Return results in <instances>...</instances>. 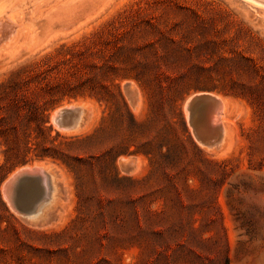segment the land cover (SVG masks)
Here are the masks:
<instances>
[{
  "label": "rangeland",
  "instance_id": "374dc122",
  "mask_svg": "<svg viewBox=\"0 0 264 264\" xmlns=\"http://www.w3.org/2000/svg\"><path fill=\"white\" fill-rule=\"evenodd\" d=\"M0 6L4 13L13 14L15 24H18L0 33V83H12L11 87H14L0 101V118L4 116L5 108L19 110L15 111L6 126L9 129L17 127L19 138L22 137V66L51 57L50 64H60V68L50 71L48 77L63 82L73 79L70 72H76L80 58L74 57L72 61L63 63L64 57L71 56L63 45L82 42L97 32L98 39L108 41L105 46L111 54L115 51V44L122 45L123 38L133 40L140 48L138 60L147 62L146 66L138 64V72H150L154 79L151 99L136 79H126L121 83L125 99L143 128L136 129L135 143L130 148L132 153L121 155L117 159V168L121 176L149 177L147 181L123 191H105L102 202L95 200L91 209L85 207L81 212L73 174L65 164L51 156L37 157L41 151L38 142L43 141V137L36 138L37 132L31 128L28 130L31 133V149L25 157L28 162L14 167L6 163L5 150L8 146L0 137V165L6 163L3 172L12 167L0 183L4 203L3 206L0 202V218L12 215L31 229H69L77 234L92 233L105 246L109 245V249L102 247L98 250L97 255L113 261L119 259L125 264H145L150 256V262L153 260L156 263L180 245H188V236L194 240L190 247L200 244L194 234L180 229L176 218L167 220L166 215L160 214L151 221L141 222V232L151 241L150 254L143 256L141 248L130 236L138 233L136 210L142 220L145 210L154 212L163 208L169 211L172 202L182 201L185 205L183 213L194 214L199 219L196 225L204 236L213 239L207 247L203 246L204 249L198 251L209 258L226 252L229 264H264L262 6L248 0H0ZM18 71L19 76H12ZM182 82L190 88H199L176 102L198 150L185 142L180 125L173 122L178 118L170 115L168 87H176ZM33 85L24 92L30 99ZM198 95H217L226 103L225 118L222 120L226 128L225 137L221 142L220 131L212 126L207 130L201 125L204 108L190 107V102ZM79 103L86 105L90 118L87 127L82 129L84 131L70 134L57 124L54 112ZM209 109L211 111L210 106ZM113 111L111 103H100L90 96L66 99L49 109L47 125L52 127V136L60 134L59 141L63 137L91 132L105 117L104 141L100 148L89 149L97 153L108 150L115 142H125L129 136L126 125L111 117ZM210 111H206L208 117L212 115ZM4 126L0 122V130ZM165 128L163 139L160 131ZM159 139L167 144L163 152L168 148L170 151L166 157L158 156L155 166L151 165L144 152H133L144 147L155 149V142ZM46 146L51 145L46 142ZM21 152L23 150L17 152L15 148L9 150V155L16 160ZM122 157L133 158L135 164L124 169L119 165ZM41 162L51 164L60 173L65 197L55 219L46 226L37 227L24 220L13 208L16 204L26 206L34 203L39 195L35 184L30 181L21 184L15 191V203L11 200L12 205L5 198L4 182L18 168ZM186 176L189 185L195 183L201 186L199 192L186 193ZM142 198L144 203L140 202ZM169 198L171 201H168ZM165 201L168 202L167 207ZM106 208L111 213L103 216L100 211ZM77 217H84L85 220L74 222ZM6 226V222L1 225ZM201 231L195 233L196 237L201 236ZM8 232L13 233L11 227ZM26 235L22 228V239L29 238ZM64 243L70 246L73 242ZM112 244L119 251L118 258L110 248ZM51 264L62 263L53 261Z\"/></svg>",
  "mask_w": 264,
  "mask_h": 264
},
{
  "label": "trees",
  "instance_id": "16d2710c",
  "mask_svg": "<svg viewBox=\"0 0 264 264\" xmlns=\"http://www.w3.org/2000/svg\"><path fill=\"white\" fill-rule=\"evenodd\" d=\"M96 34L97 32L82 42L74 43L70 46L63 45L67 54L71 55L64 57L63 63L72 61L74 57L80 58V66L76 65V72H70L73 79H66L65 82L50 79L51 76L48 77L49 72L60 68V64H54L55 66L50 64L51 57H43L33 63L22 66L21 138H19L17 127L12 126L10 129L6 127L10 124V118L16 113L15 111H19L18 109L13 111L11 108H5L3 111L4 116L0 118V122L5 125L0 130V137L8 146L5 150L6 163H11L12 167H14L28 162L25 159L31 149L29 146L31 133L28 130L30 131L33 128L37 132L36 138L43 137V141L38 142L41 151L38 152L37 157L51 156L65 164L73 174L78 197V209L81 212L85 207L88 210L91 209L95 200L102 202V194L105 191H123L128 189L127 187L132 188L137 184H141L149 178L138 179L121 176L117 168V159L123 154L132 153L130 148L135 143L134 133H136V129L140 128L142 130L143 128L125 99L121 83L126 79H136L148 91L151 99L153 97L154 79H152L150 72H138V64L146 66L147 62L142 63L138 60L137 53L140 52V48L134 44L133 40L127 41L123 38L121 40L122 45L115 44V51L109 54L107 51L109 49L105 46L108 41L98 39ZM77 72L79 73L77 74ZM19 74L20 71L12 73V76L17 77ZM11 84L0 83V101L7 97L9 89H14ZM31 85L35 87L32 89V98L30 99L24 92H27L29 90L27 87H31ZM159 86L161 85L159 84ZM197 89L199 88H190L183 82L176 87L174 85L172 87L169 86L168 91L170 94L167 97V101L172 112L170 115L178 118V120L173 122L180 125L183 139L198 150L189 134L184 115L181 109H177L176 106L178 100H183L186 95ZM87 96L97 99L100 103L105 102L113 105L114 111L111 117L117 122L126 125V130L129 134L125 142H115L108 150H100L97 153L90 152L91 149L100 148L104 141L105 128L103 122L105 117L91 132L63 137L59 141H57L60 137L59 133L55 137L51 135L52 127L47 125L49 122V109L54 108L66 99L71 100ZM166 130L167 128L160 131L163 139V134ZM170 132H172V129ZM163 139L155 142L157 144L155 149H146L144 147L138 148L133 152H144L149 158L151 165L155 166L158 156L166 157L170 151V148H168L166 152H163V148L167 146V144H164ZM46 142H49L51 146L47 147ZM15 148L17 152L23 150V153L21 152L18 158L13 160V156L9 155V150L13 151ZM84 154L89 156H84ZM20 157L22 159H19ZM6 163L0 165V183L8 171L12 169L11 167L8 171L3 172ZM188 180L189 178L186 176L184 187L186 193L199 192L201 186H197L195 183L189 185ZM143 198L140 201L141 203H144ZM168 201H171V199L169 198ZM0 202L4 206L1 195ZM167 206L168 202L165 201V207ZM183 208H185V205L182 201L172 202L169 211L163 208L154 212L145 210L142 220L136 210L138 233H133L130 236L141 248L143 256L150 254L149 246L151 241L146 234L141 232L143 231L141 222L151 221L154 219L153 217L160 214L166 215L167 220L176 218L179 221L180 229L190 231L200 244V246H194L195 248L190 247L189 244L194 240L188 236L186 238V244L188 245H180L178 248L173 249L172 253L164 255L162 261L158 260L156 263L153 260L151 263L149 256L145 264H229V257L226 252L218 254L216 258H209L203 252L198 251V249H204L202 248L203 246L207 247L213 239L210 236H204L205 234L201 231V228L196 225L199 219L194 214H184ZM100 213L105 216V214H110L111 212L106 208L105 211H100ZM146 213L148 214L146 215ZM78 220L83 221L85 219L84 217H77L74 222ZM3 222L7 223L6 227H1ZM10 227L13 230L11 234L8 232ZM22 228L29 238L22 239ZM200 231L201 236L196 237L195 233ZM157 233L161 234V232ZM65 241L73 243L70 246H65ZM76 243H83L84 245L81 246V244ZM108 246H105L103 241L92 233L82 232L77 234L72 233L69 229L63 231L31 229L23 226L12 215H4L0 218V264H51L53 261H58L62 264H125L119 259L113 261L96 254L102 247L109 249ZM79 247L81 248L79 249ZM110 248H112L116 258H118L119 251L116 246L112 244Z\"/></svg>",
  "mask_w": 264,
  "mask_h": 264
},
{
  "label": "bare ground",
  "instance_id": "6f19581e",
  "mask_svg": "<svg viewBox=\"0 0 264 264\" xmlns=\"http://www.w3.org/2000/svg\"><path fill=\"white\" fill-rule=\"evenodd\" d=\"M248 1H250L256 5L262 6L264 8V0H248ZM5 13H4L3 9H1V6H0V33H2L1 31L2 30L4 31L5 29L11 30L12 27H14V25H16L15 24L16 20H15L13 14H11L10 12H7L6 14ZM14 30H15V28L12 30V32ZM8 34H9V32H8ZM210 97L212 98L213 102L212 103L210 102V105H208V106H204L205 111L203 113H205V116H203L201 118L200 123H202L201 125L207 130L210 126H212V127L216 128L218 131H220L221 135L219 137V141L221 142L223 140L224 131H225L224 130L225 127L222 124V120H223V118H225L224 112L226 110V103L221 97H219L217 95H212ZM79 104H82V103H79ZM209 106L211 107V111H212L211 117H208V114L206 112V111H210ZM134 108H136V107H134ZM58 112H59V110H57L56 113L54 112V114L57 115ZM85 127H87V124L79 130H70L67 127L61 126L62 129L70 131V134L78 133V131L84 129ZM82 131H84V130H82ZM208 151H209V149H208ZM121 162H124V163L128 162L129 166L135 164V160L133 158H129V157L128 158H126V157L120 158L119 159V165L120 166H121ZM20 170L25 171L27 174H29V176L36 177V179L34 181H30V182H33L35 184V186L37 188V192H38L37 195L39 194L34 201L39 206L38 212L36 215L37 217H36L34 222H29V223L34 225V226H37V227L38 226L43 227V226L50 224L55 219V217L60 213V211H61L60 205H61V202L63 201V199L65 197V192H64V189L61 185V181L59 179L60 173H58L57 169L52 167L51 164L46 165V163L41 162V163H38L35 165H28V166H24L22 168H18L16 171L11 173L9 177L15 178V176H14L15 173L17 171H20ZM41 179H42L43 183H41ZM65 181H66V179H65ZM4 187L6 189L7 183H4ZM5 198L8 200V202H10L13 205V203L11 201L12 200L11 195L8 193L7 190L5 191ZM13 208H15V207L13 206Z\"/></svg>",
  "mask_w": 264,
  "mask_h": 264
},
{
  "label": "water",
  "instance_id": "95a60500",
  "mask_svg": "<svg viewBox=\"0 0 264 264\" xmlns=\"http://www.w3.org/2000/svg\"><path fill=\"white\" fill-rule=\"evenodd\" d=\"M210 102L212 103L213 101L209 95H198L192 99V101L190 102V107L205 108L204 106L210 105ZM69 106H64L60 108L58 114L55 115V120L60 127L63 126L69 128L70 130H79L87 124L90 118L88 109L84 104H72ZM121 166L124 169H128L130 167L128 162L127 163L121 162ZM14 176L15 178L8 177L4 183H7L6 190L11 195V198L12 200H14L15 203L16 189L26 181H34L36 177L29 176V174H27L23 170L17 171ZM41 183H43L42 179H41ZM14 207L24 220H26L27 222L35 221L39 208L36 202L26 206H18L16 204Z\"/></svg>",
  "mask_w": 264,
  "mask_h": 264
}]
</instances>
